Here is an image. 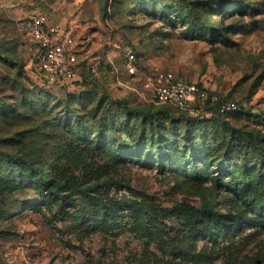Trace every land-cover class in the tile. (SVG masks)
<instances>
[{"label": "rangeland", "instance_id": "374dc122", "mask_svg": "<svg viewBox=\"0 0 264 264\" xmlns=\"http://www.w3.org/2000/svg\"><path fill=\"white\" fill-rule=\"evenodd\" d=\"M37 15L73 40L62 88ZM160 76L237 110L155 104ZM0 264H264V0H0Z\"/></svg>", "mask_w": 264, "mask_h": 264}, {"label": "built area", "instance_id": "2783aa9c", "mask_svg": "<svg viewBox=\"0 0 264 264\" xmlns=\"http://www.w3.org/2000/svg\"><path fill=\"white\" fill-rule=\"evenodd\" d=\"M25 32L41 86L62 88L75 80L79 67L77 52L73 40L64 35L59 25L50 23L43 15H37L26 24ZM125 58L128 76H135L134 55L131 50L125 52ZM89 72L96 76L98 65L91 64ZM145 87L151 90L153 103L182 113L197 112L206 104H214L218 100L215 96L208 95L200 85L171 76L149 77ZM236 110V103L231 101L220 107L222 115Z\"/></svg>", "mask_w": 264, "mask_h": 264}, {"label": "trees", "instance_id": "16d2710c", "mask_svg": "<svg viewBox=\"0 0 264 264\" xmlns=\"http://www.w3.org/2000/svg\"><path fill=\"white\" fill-rule=\"evenodd\" d=\"M87 86H88L87 88L92 87V85H90L89 83H88ZM48 89H51V88H48ZM225 102H226L225 100H219L218 99L217 102L214 103V104H206L205 105L206 114H210L211 117L215 116L216 118H219V119H225L227 116L233 114V112H229V113H226V114H223V115L220 113V107ZM5 106H8V104H6ZM163 106H165V105H163ZM166 107H168V106H166ZM138 111H139V113H141L144 116H149V113L148 112H145V111H142V110L141 111L138 110ZM224 127H225L226 130L232 132L234 135L236 134V135L241 136V137H248L250 140L252 138V137H249V135H247L245 133H242V132H239V131H232L231 128H230V126L228 124H225ZM51 183H52V181L51 180H48L46 178V176H42V178L40 179V184L43 187L47 188V189L49 188V186L51 185ZM239 186H241V184H238V187Z\"/></svg>", "mask_w": 264, "mask_h": 264}]
</instances>
